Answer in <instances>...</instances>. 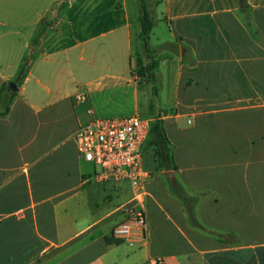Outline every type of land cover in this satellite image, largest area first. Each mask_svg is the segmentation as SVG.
<instances>
[{
  "label": "crops",
  "instance_id": "0c3cea01",
  "mask_svg": "<svg viewBox=\"0 0 264 264\" xmlns=\"http://www.w3.org/2000/svg\"><path fill=\"white\" fill-rule=\"evenodd\" d=\"M155 2L158 95L167 89L175 112L156 113L172 160L151 136L142 144L148 245L131 251L112 236L136 194L114 205L121 184L97 183L77 153L94 118L141 116L142 102L156 119L152 86L135 73L142 14L129 0L36 1L34 58L0 62V89L22 81L0 118V264H264V0ZM202 191L199 219L240 245L188 226L173 197Z\"/></svg>",
  "mask_w": 264,
  "mask_h": 264
},
{
  "label": "built area",
  "instance_id": "2783aa9c",
  "mask_svg": "<svg viewBox=\"0 0 264 264\" xmlns=\"http://www.w3.org/2000/svg\"><path fill=\"white\" fill-rule=\"evenodd\" d=\"M86 100L85 91L77 95ZM151 119L140 115L121 118H94L77 132V153L93 165L97 183L126 182L135 192V202L126 210V218L117 224L112 236L135 249L148 245V216L144 205L146 178L142 144L149 134ZM191 123V121H189ZM150 264H164L152 259Z\"/></svg>",
  "mask_w": 264,
  "mask_h": 264
},
{
  "label": "rangeland",
  "instance_id": "374dc122",
  "mask_svg": "<svg viewBox=\"0 0 264 264\" xmlns=\"http://www.w3.org/2000/svg\"><path fill=\"white\" fill-rule=\"evenodd\" d=\"M6 1L9 2L10 0H0V55H1L0 62L7 63V64L15 63L20 56L25 55L26 56L25 62L30 63L31 60L34 58V54H35L34 49L36 48V44L32 43L31 37L33 34L37 35L39 31L38 26L34 25L35 12L38 9L35 2L37 1L39 5L42 6V7L39 6V8L42 9L49 3V0H17L16 4H23L25 6L23 7L14 6V7H10L9 9H2L1 7L3 6L2 3ZM155 1L156 0H129V2H131L132 10H136V11L139 10L140 13L142 14V9L146 8L148 12L151 14L153 18V22H154V17H153L154 11L156 8ZM31 3H34L33 8H32ZM54 8L58 9V6H55ZM140 24H141V21H140ZM149 39H151L149 41V44L151 45V47H155L156 46L155 40L152 37ZM141 43H142V40L136 42L138 46L140 45L142 47L139 51L140 54L143 53V57L146 58V55L144 52V45L142 46V44L144 43L142 44ZM145 62L147 63L148 60L145 59ZM13 81H14V84H16L17 86L18 84H21L22 82L16 78ZM157 96L159 97H152V100H151V102L153 103L155 102L156 104V107H155L156 112L152 113V117H151L152 119L160 116L156 114L160 110L168 112L169 114L175 112V108H174L175 101L170 100V95L167 89L160 90V95H157ZM156 98L160 99V105H157ZM145 110H147V108L145 109V107H143V103L141 102L140 114L142 117L147 116V114L145 113ZM168 113H163V115L161 116H167ZM186 122H187L186 118L181 119L182 124L186 125ZM87 164H88V169L92 171L93 165L90 163H87ZM151 173L152 172H148V175L146 178V184L150 183L153 178L150 176ZM119 184H121L122 191L119 194L114 195L113 197L114 205L122 204L124 202L123 197H126V198L132 197L131 196L132 191H131L130 185L126 182L119 183ZM147 191L148 193H150L148 189ZM126 247L131 249V251L134 250L127 243H126Z\"/></svg>",
  "mask_w": 264,
  "mask_h": 264
},
{
  "label": "trees",
  "instance_id": "16d2710c",
  "mask_svg": "<svg viewBox=\"0 0 264 264\" xmlns=\"http://www.w3.org/2000/svg\"><path fill=\"white\" fill-rule=\"evenodd\" d=\"M241 7L246 6V0H239ZM141 21V33L140 38L144 43V52L146 55L145 57H138L136 60V67H135V73L137 77L139 78V81L141 83H147L152 85V95L153 97H157L158 95V89H157V75H156V69L158 67V61L154 59L153 52L149 45V38L150 33L153 29V18L151 14L148 12L146 8L142 9V15L140 18ZM253 33L255 32L254 28L251 27ZM169 47H173L174 44L167 45ZM166 48V47H165ZM145 59L148 60V62H145ZM8 85L4 84L0 89V118L8 116L10 112L11 104L14 100V98L17 95V92L10 93L8 90ZM150 108L153 107V102L150 103ZM152 138L150 145H160L162 144L163 147L159 148L157 150L158 159L161 160V158L172 160L171 156V149L167 146V139L165 135V131L162 128V122L158 118L151 121L149 126V134L148 137ZM170 191L173 195H179L178 191L174 187L170 188ZM206 191L197 192L194 193L193 197H173L177 200H179L183 206V210L186 214V221L190 228L198 231L203 236L211 238L216 241L225 242L230 245H240L242 240L241 237L235 233L229 232V231H221L216 230L211 227H209L207 224H205L202 220L198 217V208L200 205V202L204 199H206Z\"/></svg>",
  "mask_w": 264,
  "mask_h": 264
},
{
  "label": "water",
  "instance_id": "95a60500",
  "mask_svg": "<svg viewBox=\"0 0 264 264\" xmlns=\"http://www.w3.org/2000/svg\"><path fill=\"white\" fill-rule=\"evenodd\" d=\"M8 90L10 93L17 91V86L14 83H9Z\"/></svg>",
  "mask_w": 264,
  "mask_h": 264
}]
</instances>
